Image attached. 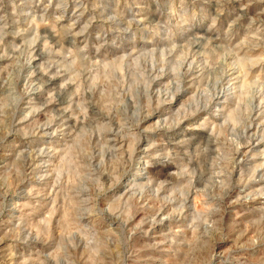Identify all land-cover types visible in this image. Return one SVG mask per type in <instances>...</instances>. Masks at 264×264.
<instances>
[{"label":"rangeland","instance_id":"obj_1","mask_svg":"<svg viewBox=\"0 0 264 264\" xmlns=\"http://www.w3.org/2000/svg\"><path fill=\"white\" fill-rule=\"evenodd\" d=\"M0 264H264V0H0Z\"/></svg>","mask_w":264,"mask_h":264},{"label":"bare ground","instance_id":"obj_2","mask_svg":"<svg viewBox=\"0 0 264 264\" xmlns=\"http://www.w3.org/2000/svg\"><path fill=\"white\" fill-rule=\"evenodd\" d=\"M181 77V76H180ZM252 126V125H251ZM50 128V127H49ZM254 128V127H253ZM251 130V129H250ZM251 143V142H250Z\"/></svg>","mask_w":264,"mask_h":264}]
</instances>
